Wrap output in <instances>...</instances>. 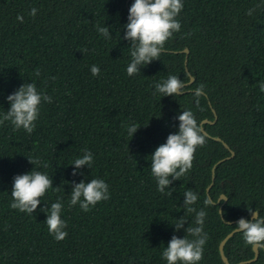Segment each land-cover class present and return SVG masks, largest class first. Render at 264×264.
Masks as SVG:
<instances>
[{
	"label": "trees",
	"instance_id": "obj_1",
	"mask_svg": "<svg viewBox=\"0 0 264 264\" xmlns=\"http://www.w3.org/2000/svg\"><path fill=\"white\" fill-rule=\"evenodd\" d=\"M0 0V115L7 96L22 84L35 82L52 97L42 103L35 131L29 135L0 126V264H166L162 251L176 232L175 219L184 215V193L198 194L197 209L207 212V242L199 264H224L219 246L235 225L250 219L248 209L264 217V0H183L177 17L181 30L164 47L159 60L129 77L130 48L124 40L134 0ZM259 5V7H256ZM37 9L35 17L29 15ZM255 8L251 16L249 9ZM23 17V22L17 19ZM108 26L111 38L95 25ZM183 94L162 97L154 85L176 75ZM97 65L98 76L90 68ZM40 71L36 77L34 72ZM52 77L56 79L53 80ZM204 85L199 97L196 89ZM198 101V102H197ZM191 110L211 137L197 148L192 169L170 185L172 195L157 191L151 155L178 131V115ZM140 129L131 139L126 125ZM212 137L221 138L231 156ZM131 140V141H130ZM94 163L72 175L73 161L84 150ZM49 165L37 168L53 179L33 215L10 207L13 177L31 172L27 158ZM103 179L110 199L89 212L69 206L73 182ZM169 190L166 189L165 193ZM221 195L227 202H217ZM60 202L67 238L56 242L48 233L41 209ZM207 201V204H206ZM224 205V206H223ZM223 206L222 214L219 213ZM193 224L194 215L187 217ZM241 233L226 244L230 264L254 257ZM251 264H264V251Z\"/></svg>",
	"mask_w": 264,
	"mask_h": 264
},
{
	"label": "clouds",
	"instance_id": "obj_2",
	"mask_svg": "<svg viewBox=\"0 0 264 264\" xmlns=\"http://www.w3.org/2000/svg\"><path fill=\"white\" fill-rule=\"evenodd\" d=\"M183 0H134L129 8L127 24L124 26L125 34L123 39L128 41L130 48V63L127 66V75L132 77L140 73V69L148 66L159 57L164 51L165 44L173 38L175 33L181 30V23L178 16L183 10ZM256 7H259L257 5ZM255 8L249 9L247 15L251 16ZM37 9L32 8L29 15L35 17ZM18 20L23 22V17L18 16ZM97 33L105 39H110V29L108 26L95 25ZM92 76H98L100 69L97 65L90 68ZM36 77L40 76L37 69L34 72ZM55 80V77H52ZM156 93L162 97H174L183 94L185 82L176 75H169L166 80L154 85ZM258 87L264 93V80L259 81ZM204 92V85H200L195 95L199 97ZM10 108L0 115V126L5 122H10L13 130H23L31 135L36 128V121L40 115L42 103H52V97L38 90L36 83L22 84L14 93L7 96ZM198 102V101H197ZM179 121L178 131L169 134L165 143L156 148L151 157V175L156 181L157 191L172 195L170 185L174 181H180L193 167L194 154L197 148L204 146L206 137L203 125L198 122L191 110H185L177 117ZM126 132L132 139L134 134L140 129L136 124L126 125ZM131 141V140H130ZM28 162L34 165L31 172L16 175L13 177L11 190L12 201L10 207L21 213L33 215L48 190L58 191V187H53V179L45 172L36 170L37 168L49 167L46 161L39 157L27 158ZM94 163L93 154L84 150L81 157L76 158L72 166L73 176L82 174L79 170L85 166L91 168ZM169 191L165 193V190ZM227 199L226 196L221 198ZM110 199L109 186L103 179H91L90 182H73L70 194L69 206L77 204L84 212L91 211L99 202ZM198 194L189 189L184 193V215L175 219L172 225L176 232L182 229L185 232L184 238L173 235L161 254V259L166 264H199L203 259L204 246L207 242V233L204 231V221L207 212L197 209ZM207 204V201H206ZM64 205L57 200L52 203L50 209H41L47 215L45 224L48 233L56 242L64 241L68 232L65 231L67 223L61 218ZM251 219L241 217L233 230L242 234L246 245L253 249H264V217L257 210L248 209ZM194 215L192 225L186 229L185 224H189L187 217Z\"/></svg>",
	"mask_w": 264,
	"mask_h": 264
},
{
	"label": "water",
	"instance_id": "obj_3",
	"mask_svg": "<svg viewBox=\"0 0 264 264\" xmlns=\"http://www.w3.org/2000/svg\"><path fill=\"white\" fill-rule=\"evenodd\" d=\"M129 1H130V0H129ZM129 1H128V2H129ZM180 52L186 54V59H185V69H186L187 73H188L189 76H190V82H189L188 84H186L185 86H188V85L193 84L194 81H195V78L189 73V70H188V58H189L190 51H189L188 48H186V49H184L183 51H180ZM213 113L215 114V120H214V121L204 120V121L202 122L203 127H204V125H206V124L214 125V124L216 123V121L218 120V117H217V114H216V111H215V110H213ZM203 130H204V128H203ZM204 134H205V136L208 137V138L211 137L206 131H204ZM212 139H213L214 141H216V142H220V143H222V144L224 145V147H225L227 150L230 151L231 156H230V157H227L226 159L220 160V161H219V162L213 167V170H212V171H213L212 183H211V184L209 185V187L207 188V195H208V196L210 195V190H211V188L214 186V182H215V171H216L217 166L220 165L221 163H223L225 160L231 159V158H233V157L235 156V152L232 151V150L230 149V147L228 146V144H226L221 138H219V137H212ZM221 196H225V195H221ZM221 196H220V197H221ZM210 200H211L212 204H217V205L221 204L222 201H224V204L227 202V199H224L223 197L221 198V200H220V198H219L217 202H214L212 199H210ZM223 206H224V205H223ZM223 206H221L220 209H219V213H220V214H222ZM251 218H252V217H250V219H251ZM237 221H238V220L233 221V222H227V224H229V225H235ZM236 233H237V232H235V231L233 230V231H232L230 234H228V235L225 237V239H223L222 242L220 243V246H219V252H220V256H221V259H222V261H223L224 264H230V262H229V260H228V258H227V256H226V254H225V246H226L227 242H228V241H229V240H230V239H231ZM262 250L264 251V249H262ZM252 251H253V253H254V257H253L252 259H250V260H248V261L240 262V263H238V264H251V263L256 262V261L259 259L260 249H259V250L252 249Z\"/></svg>",
	"mask_w": 264,
	"mask_h": 264
}]
</instances>
